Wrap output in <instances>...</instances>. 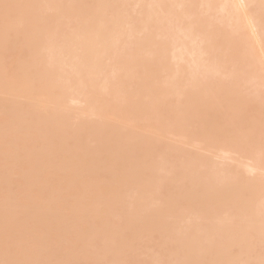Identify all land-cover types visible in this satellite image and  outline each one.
I'll list each match as a JSON object with an SVG mask.
<instances>
[{"label":"bare ground","instance_id":"1","mask_svg":"<svg viewBox=\"0 0 264 264\" xmlns=\"http://www.w3.org/2000/svg\"><path fill=\"white\" fill-rule=\"evenodd\" d=\"M0 264H264V0H0Z\"/></svg>","mask_w":264,"mask_h":264},{"label":"rangeland","instance_id":"2","mask_svg":"<svg viewBox=\"0 0 264 264\" xmlns=\"http://www.w3.org/2000/svg\"><path fill=\"white\" fill-rule=\"evenodd\" d=\"M139 10V6H135V11H133V14L136 15V13L138 12ZM227 160V158H226ZM233 160V159H232ZM227 162V161H226ZM228 162L230 163V160H228ZM233 162V161H232ZM235 162V161H234Z\"/></svg>","mask_w":264,"mask_h":264}]
</instances>
